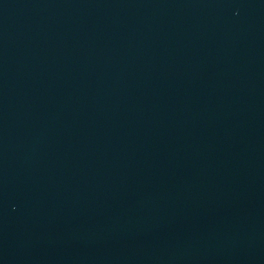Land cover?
<instances>
[{
	"label": "water",
	"instance_id": "obj_1",
	"mask_svg": "<svg viewBox=\"0 0 264 264\" xmlns=\"http://www.w3.org/2000/svg\"><path fill=\"white\" fill-rule=\"evenodd\" d=\"M0 264H264V0H0Z\"/></svg>",
	"mask_w": 264,
	"mask_h": 264
}]
</instances>
